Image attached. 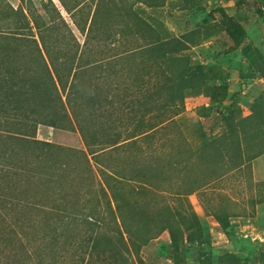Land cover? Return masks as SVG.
Listing matches in <instances>:
<instances>
[{
  "label": "trees",
  "instance_id": "trees-1",
  "mask_svg": "<svg viewBox=\"0 0 264 264\" xmlns=\"http://www.w3.org/2000/svg\"><path fill=\"white\" fill-rule=\"evenodd\" d=\"M57 1L81 40L53 0H0V264H136L129 244L163 231L182 264L179 225H198L186 197L264 156V89L248 115L228 110L199 151L176 146L160 135L184 99L222 101L227 86L209 84L188 34L145 13L163 0ZM219 28L256 62L238 24ZM41 129L77 133L83 148L38 139ZM219 264L240 260L225 252Z\"/></svg>",
  "mask_w": 264,
  "mask_h": 264
},
{
  "label": "rangeland",
  "instance_id": "rangeland-1",
  "mask_svg": "<svg viewBox=\"0 0 264 264\" xmlns=\"http://www.w3.org/2000/svg\"><path fill=\"white\" fill-rule=\"evenodd\" d=\"M6 1L14 7L19 5V0ZM53 2L81 40L82 36L59 2ZM145 13L158 16L176 36L188 34L193 58L213 71L209 84L227 86L222 101H213L202 94L186 97L175 126L160 135L162 140H173L176 146L185 141L184 146L199 151L208 137L224 130L223 120L228 110L248 115L264 89V0H163L161 7L145 8ZM226 19L243 29L246 39L241 44L250 42L258 52L255 63L241 53L233 37L220 30L219 23ZM37 138L83 148L79 135L73 132L54 134L41 129ZM222 165L208 166L219 170L224 169ZM206 168L204 164L196 167L199 171ZM176 176L172 174V182ZM164 195L168 205L187 215L186 204L167 193ZM186 201L198 225H179L182 264H199L201 257L207 258L209 264H219L220 255L225 252L238 258L240 264H258V252L264 250V156L220 179H213L209 185L188 195ZM216 215L225 218L227 231ZM135 242L129 247L136 264H174L168 231L145 244Z\"/></svg>",
  "mask_w": 264,
  "mask_h": 264
}]
</instances>
